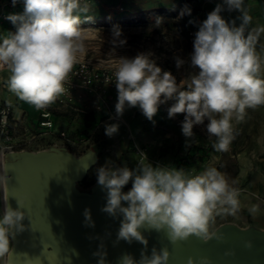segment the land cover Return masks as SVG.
I'll return each instance as SVG.
<instances>
[{
	"label": "clouds",
	"instance_id": "obj_1",
	"mask_svg": "<svg viewBox=\"0 0 264 264\" xmlns=\"http://www.w3.org/2000/svg\"><path fill=\"white\" fill-rule=\"evenodd\" d=\"M18 2L11 0L13 7ZM22 2V13L5 17L15 31L0 37V71L8 72L10 92L42 110L64 94L78 54L85 50L78 13L87 9L81 8L80 0ZM225 9L240 15L228 21L221 15ZM185 15H191L187 5L180 10L179 18ZM236 20L240 21L238 26ZM251 22L245 0L218 3L199 25L189 57H175L178 70L186 64L195 70L179 83L171 71L157 65L151 52L121 57L112 82L117 91V116H122L126 107H138L147 120L155 123L160 106L171 101L168 118L183 114L181 132L186 139L194 137V127L203 126L216 152L229 151L235 139V124L244 120L249 109L264 106V48L257 50L264 26L249 29ZM121 37L120 27L113 26L112 42L125 44ZM118 130V124L105 125L108 137ZM140 156L132 169L106 161L96 170L97 184L106 190L102 211L112 217L122 216L117 241L135 240L147 247L141 229L166 232L173 244L192 236L205 243L223 241L224 234L213 225L217 217L236 216L241 210L236 182L215 167L191 174L183 168L153 166L144 153ZM7 171L0 180L7 182ZM129 183L130 189L124 191ZM18 204L14 209L6 201L0 214V260L13 255L12 240L25 230L22 221L26 213ZM248 212L255 216L260 206L253 204ZM83 215L85 225L94 227L90 210L85 209ZM245 247L251 249L252 241H246ZM93 255L99 257L98 264H105L106 252ZM225 255L234 253L229 250ZM169 259L167 247H153L150 255L142 252L139 260L124 254L118 264H168ZM5 264H11L10 259ZM29 264H39V257L29 259ZM187 264L197 261L189 257ZM199 264L210 261L201 257Z\"/></svg>",
	"mask_w": 264,
	"mask_h": 264
},
{
	"label": "rangeland",
	"instance_id": "obj_2",
	"mask_svg": "<svg viewBox=\"0 0 264 264\" xmlns=\"http://www.w3.org/2000/svg\"><path fill=\"white\" fill-rule=\"evenodd\" d=\"M218 3H222V0H93L91 3L81 4L82 9H87L78 13L83 28L85 50L78 54V60H87L98 66H116L121 57H132L138 52H151L157 65L163 70L171 71L177 77L178 83L186 81L189 74L195 70L187 64L179 70L175 66V57L187 59L190 54L185 41V21L179 18V11L183 5L194 7L204 4L209 13ZM245 7L252 17L249 29L264 26V0H245ZM221 15L232 21L240 13L228 12L225 9ZM157 19L159 23L156 22ZM239 23L240 21L236 20L237 26ZM117 25L122 30L121 39L126 40L123 45L112 42V28ZM262 48L264 34L257 44L258 51ZM261 55H264V52H261ZM3 93V97L8 101H12L14 96L17 97L12 92H8L9 96L6 92ZM17 100L27 108L28 103L18 97ZM171 103L169 101L160 106L154 117L155 123L147 120L140 110L134 113L127 107L122 116L116 114L117 121H107L108 109L95 115L71 108L59 109L56 113L64 114L62 118H67L69 125L80 128V132L73 137L74 142H87L66 147L76 156L87 151L90 146L97 150V161L86 178L76 185L77 190L87 191L90 185L97 181L96 170L106 161H112L117 166H120V161H127L126 165L132 169L142 158L141 153L147 156L153 166L183 168L191 174H199L208 167H215L236 182L235 186L240 190L241 210L236 216L217 217L213 227L229 222L240 227L254 226L263 229L264 106L255 110L249 109L244 120L235 124V139L229 151L216 152L203 126L194 127V137L191 140L183 136V114H178L173 119L168 118L167 109ZM114 123L119 125V130L112 137H108L105 135V125ZM83 127H87V130H83ZM148 137L153 138L152 146L137 143L138 139L144 141ZM153 145L157 148H153ZM43 148L46 147H33L28 150ZM151 156H157L158 160H152ZM166 159L169 161H164ZM130 187L129 183L124 190ZM253 204L260 206V212L255 216L248 212V208Z\"/></svg>",
	"mask_w": 264,
	"mask_h": 264
},
{
	"label": "water",
	"instance_id": "obj_3",
	"mask_svg": "<svg viewBox=\"0 0 264 264\" xmlns=\"http://www.w3.org/2000/svg\"><path fill=\"white\" fill-rule=\"evenodd\" d=\"M96 161L93 146L79 156L65 145L2 154L3 175L8 169L5 200L14 209L19 201L26 213L22 221L25 230L12 240L13 255L5 261L29 264V259L39 257V264H98L99 257L93 254L104 251L105 264H118L124 254L139 260L142 252L150 255L153 247H167L168 264H187L189 257L197 264L201 257H207L210 264H264V228L229 222L214 227L224 234L223 241L205 243L192 236L173 244L166 232L148 229H141L147 247L135 240L117 241L122 216L112 217L102 211L106 190L97 181L87 191L76 188ZM85 209L90 210L94 227L85 225ZM246 241H252L251 249L245 247ZM229 250L234 255H225Z\"/></svg>",
	"mask_w": 264,
	"mask_h": 264
},
{
	"label": "built area",
	"instance_id": "obj_4",
	"mask_svg": "<svg viewBox=\"0 0 264 264\" xmlns=\"http://www.w3.org/2000/svg\"><path fill=\"white\" fill-rule=\"evenodd\" d=\"M92 1L80 0V4H87ZM188 7L191 8V15H185L183 19L185 20V41L191 53L195 33L198 31L199 25L207 18L208 13L204 4ZM22 12V0H19L15 7L12 6L11 0H0V37L6 36L10 31H15L12 23L5 17L9 13ZM189 21L193 23H189ZM114 68L115 65L98 66L90 61L79 59L73 68L69 82L65 84L66 91L57 98L55 103L42 110H37L31 105L32 112L35 114L33 120L31 117L27 119L30 122L32 120L31 124L24 123L20 117H15L10 103L0 102V153L50 145L87 144L84 140L70 141L66 131L61 130L54 133V116L58 114L56 112L61 108H71L86 114H97L108 109L107 121L114 120L116 112L106 102L112 92L117 93L112 83L114 81ZM2 72L8 73L6 69L0 71V73ZM2 88L9 91L5 84H2ZM48 137L63 140L64 143L48 142Z\"/></svg>",
	"mask_w": 264,
	"mask_h": 264
},
{
	"label": "crops",
	"instance_id": "obj_5",
	"mask_svg": "<svg viewBox=\"0 0 264 264\" xmlns=\"http://www.w3.org/2000/svg\"><path fill=\"white\" fill-rule=\"evenodd\" d=\"M7 77H8V73L6 72H2L0 73V102H8L12 105V108H13V114L15 117H20L21 120L24 122V123H28V124H31L32 120L35 118V114L32 112V109H31V105L28 104L27 108H25L24 106L21 105L20 101L17 100V97H13V100L12 101H8L6 100L5 98L6 97H3L4 93L3 92H6L8 94L9 91L5 90L4 88H2V84H5L6 87L7 86ZM9 96V94H8ZM107 105L109 107H112V108H115V104L117 102V94H115L114 92H112L110 94V97L107 99ZM128 109H131L132 112L135 113V111H138L139 108L136 107V108H128ZM95 115V114H93ZM136 115V114H134ZM32 118L31 122L28 121L27 119L28 118ZM64 117V114H61V115H55L54 116V128H53V132L56 133L58 131H66L67 133V136H68V139L74 141V135L78 134V132H80V128L77 129L76 126H73V125H69V123L67 122V118H62ZM28 121V122H27ZM83 130H87V127H83ZM74 137V138H73ZM48 142H55V143H58V144H63V140H57L56 138L54 137H48ZM70 140V141H71ZM153 138H150L148 137L147 140L145 139L144 141L143 140H137V143L140 145L144 144V145H147V146H152V143H153ZM157 142V141H156ZM157 144V143H156ZM157 148L156 145H153V148ZM150 156V155H149ZM150 159V158H149ZM151 159L152 160H158V157L157 156H151ZM164 159V158H162ZM166 162H168L169 160H164ZM127 163V161H120V166H125ZM239 225H241L240 222H237ZM5 263V258L3 260H0V264H4Z\"/></svg>",
	"mask_w": 264,
	"mask_h": 264
},
{
	"label": "bare ground",
	"instance_id": "obj_6",
	"mask_svg": "<svg viewBox=\"0 0 264 264\" xmlns=\"http://www.w3.org/2000/svg\"><path fill=\"white\" fill-rule=\"evenodd\" d=\"M114 120L117 121V116H114ZM119 119V118H118ZM0 164H1V176L3 175V166H2V154H0ZM1 197H2V212L5 206V192H4V180H1Z\"/></svg>",
	"mask_w": 264,
	"mask_h": 264
},
{
	"label": "trees",
	"instance_id": "obj_7",
	"mask_svg": "<svg viewBox=\"0 0 264 264\" xmlns=\"http://www.w3.org/2000/svg\"><path fill=\"white\" fill-rule=\"evenodd\" d=\"M184 6V5H183ZM183 19V18H182ZM184 20V19H183ZM185 21V20H184ZM184 33H185V31H184ZM87 175H88V173H87ZM86 178V177H85Z\"/></svg>",
	"mask_w": 264,
	"mask_h": 264
}]
</instances>
